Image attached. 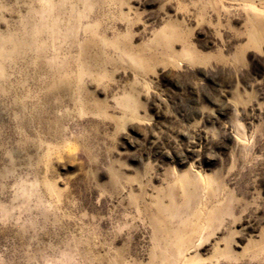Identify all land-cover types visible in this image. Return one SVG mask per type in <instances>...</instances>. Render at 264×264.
I'll return each mask as SVG.
<instances>
[{"label":"rangeland","instance_id":"obj_1","mask_svg":"<svg viewBox=\"0 0 264 264\" xmlns=\"http://www.w3.org/2000/svg\"><path fill=\"white\" fill-rule=\"evenodd\" d=\"M0 264H264V0H0Z\"/></svg>","mask_w":264,"mask_h":264}]
</instances>
